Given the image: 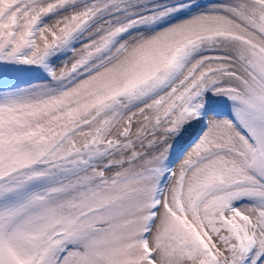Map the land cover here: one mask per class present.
<instances>
[{
	"label": "snow or ice",
	"instance_id": "1",
	"mask_svg": "<svg viewBox=\"0 0 264 264\" xmlns=\"http://www.w3.org/2000/svg\"><path fill=\"white\" fill-rule=\"evenodd\" d=\"M0 264H264V0H0Z\"/></svg>",
	"mask_w": 264,
	"mask_h": 264
}]
</instances>
